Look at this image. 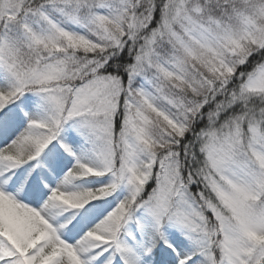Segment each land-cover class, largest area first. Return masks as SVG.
I'll return each mask as SVG.
<instances>
[{
  "label": "snow or ice",
  "instance_id": "snow-or-ice-1",
  "mask_svg": "<svg viewBox=\"0 0 264 264\" xmlns=\"http://www.w3.org/2000/svg\"><path fill=\"white\" fill-rule=\"evenodd\" d=\"M0 264H264V0H0Z\"/></svg>",
  "mask_w": 264,
  "mask_h": 264
}]
</instances>
